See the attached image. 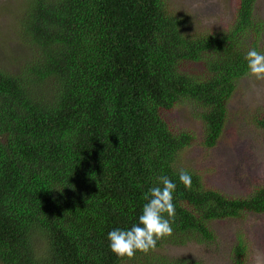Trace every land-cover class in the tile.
Returning a JSON list of instances; mask_svg holds the SVG:
<instances>
[{
	"label": "trees",
	"instance_id": "obj_1",
	"mask_svg": "<svg viewBox=\"0 0 264 264\" xmlns=\"http://www.w3.org/2000/svg\"><path fill=\"white\" fill-rule=\"evenodd\" d=\"M254 2L235 0L230 20L208 30L189 25L169 0L18 4L19 65L0 67V264H156L152 251L118 258L107 233L137 223L144 193L162 175L176 183V212L172 235L156 249L212 240L211 221L264 217V184L237 196L206 186L181 160L192 135L173 133L164 119L176 104L192 103L202 145H215L226 102L248 72L244 57L261 52ZM184 63L200 71L186 72ZM228 258L247 264L240 237Z\"/></svg>",
	"mask_w": 264,
	"mask_h": 264
},
{
	"label": "rangeland",
	"instance_id": "obj_2",
	"mask_svg": "<svg viewBox=\"0 0 264 264\" xmlns=\"http://www.w3.org/2000/svg\"><path fill=\"white\" fill-rule=\"evenodd\" d=\"M178 12L188 16L195 29H212L227 23L235 0H169ZM22 0H0V67L14 71L18 64V46L15 33V12ZM17 7V8H16ZM253 18L258 22V46L264 53V0H255ZM247 40L251 33H247ZM183 70L198 73L200 66L184 63ZM248 73V72H247ZM241 77L235 91L226 102V121L215 145H202L203 124L190 102L176 104L164 119L173 133L181 131L192 135L191 145L182 153V159L195 169L204 184L228 196L249 192L264 184V121L261 105L264 103V81H256L248 74ZM210 241L188 240L185 244L166 243L148 254L156 264L162 258L185 259L198 264H230L229 247L240 237L247 248V264H254L259 253L264 255V217L245 213L238 218L211 221ZM159 255V256H158ZM157 260V261H156ZM123 264H133L126 260Z\"/></svg>",
	"mask_w": 264,
	"mask_h": 264
},
{
	"label": "clouds",
	"instance_id": "obj_3",
	"mask_svg": "<svg viewBox=\"0 0 264 264\" xmlns=\"http://www.w3.org/2000/svg\"><path fill=\"white\" fill-rule=\"evenodd\" d=\"M248 75L256 81H264V53L255 48L249 49L244 57ZM178 179L185 189H191V175L184 169L178 173ZM176 183L167 176L157 177L156 186L144 193L141 214L137 223L130 228H116L107 233L110 250L118 258L132 259L137 252L144 254L156 249L157 241L173 233L175 219L173 203ZM254 264H264V255L257 254Z\"/></svg>",
	"mask_w": 264,
	"mask_h": 264
}]
</instances>
